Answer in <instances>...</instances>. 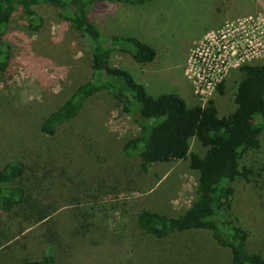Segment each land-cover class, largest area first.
Returning <instances> with one entry per match:
<instances>
[{
    "label": "rangeland",
    "instance_id": "rangeland-1",
    "mask_svg": "<svg viewBox=\"0 0 264 264\" xmlns=\"http://www.w3.org/2000/svg\"><path fill=\"white\" fill-rule=\"evenodd\" d=\"M87 15L101 32L135 37L153 49L154 60L146 64L135 63L126 55L112 56L115 66L143 83L150 95L176 94L187 106L213 101L219 117L235 108L239 67L264 64V54L243 62L232 60L219 83L224 84L222 94L217 86L194 93L191 76L204 61H194L192 54L208 34L225 24L249 22L254 46L264 47V0H152L140 6L104 2L87 8ZM12 32L13 72L9 80L0 82V166L16 158L24 142L46 153L57 150L72 166L87 169L85 172L111 166L124 173L118 195L99 192L91 201L87 195L74 197L79 199L75 203L78 210L67 217L62 214L53 232L58 238L63 235L57 230L68 236L56 241L57 263L228 264L229 252L216 248L207 232L188 233L186 241L183 236L156 241L135 228L136 210L176 217L188 209L196 197L198 174L189 169L186 160L138 175V159L121 153L122 144L136 136L138 128L108 95L92 97L66 132L53 139L40 136L42 118L88 79L89 51L61 21L50 20L33 33L18 24ZM189 152L202 157L205 148L192 139ZM241 166L251 173L248 181L238 178L231 183L234 193L226 216L246 229L248 251L264 255V137L261 148L248 151ZM82 179L87 187L89 180ZM123 190L129 193L122 194ZM137 198L142 200L133 210L131 206L120 210L109 206ZM80 224L85 227L75 229ZM190 243L192 247L186 250ZM0 264H19L12 248L0 250Z\"/></svg>",
    "mask_w": 264,
    "mask_h": 264
},
{
    "label": "trees",
    "instance_id": "trees-1",
    "mask_svg": "<svg viewBox=\"0 0 264 264\" xmlns=\"http://www.w3.org/2000/svg\"><path fill=\"white\" fill-rule=\"evenodd\" d=\"M150 1L0 0V82L9 80L13 72L12 31L16 25L33 33L50 20L64 23L86 44L90 72L86 81L42 118L40 136L53 139L66 132L92 97L108 95L138 128V134L121 146L123 156L138 159V175L186 160L189 169L198 174L196 197L188 209L176 217L136 210L135 228L156 241L207 232L216 248L229 252L228 264H264V255L248 251L246 229L226 216L234 193L231 183L238 178L248 181L251 172L241 164L248 151L261 148L264 137V64L239 67L235 108L223 117L217 115L213 101L187 106L176 94L150 95L128 71L115 66L112 56L126 55L135 63L146 64L154 60L153 49L135 37L101 32L87 15V8L95 4L140 6ZM223 85L217 86L219 94ZM192 139L205 148L202 157L189 152ZM20 146L16 158L0 166V250L12 248L19 264H58L56 241L68 236L57 230L63 235L58 238L53 232L62 214L67 217L78 210L75 203L79 199L74 197L87 195L91 201L99 192L118 195L124 173L111 166L87 173L82 166H72L57 150L46 153L24 142ZM83 177L90 182L87 187L81 184ZM128 199L109 206L118 210L131 206L133 210L142 200ZM84 227L80 224L75 229ZM47 235L55 237L44 240ZM192 245L187 244L186 250Z\"/></svg>",
    "mask_w": 264,
    "mask_h": 264
},
{
    "label": "built area",
    "instance_id": "built-area-1",
    "mask_svg": "<svg viewBox=\"0 0 264 264\" xmlns=\"http://www.w3.org/2000/svg\"><path fill=\"white\" fill-rule=\"evenodd\" d=\"M253 36L249 22L225 24L208 34L192 54L194 61H204L199 65L201 69L198 72L194 69L191 76L194 93L218 86L232 60L243 62L264 54V47L254 46Z\"/></svg>",
    "mask_w": 264,
    "mask_h": 264
},
{
    "label": "crops",
    "instance_id": "crops-1",
    "mask_svg": "<svg viewBox=\"0 0 264 264\" xmlns=\"http://www.w3.org/2000/svg\"><path fill=\"white\" fill-rule=\"evenodd\" d=\"M138 82H140V81H138ZM141 83V82H140ZM143 84V83H142Z\"/></svg>",
    "mask_w": 264,
    "mask_h": 264
}]
</instances>
